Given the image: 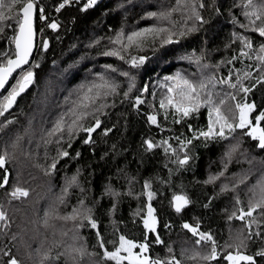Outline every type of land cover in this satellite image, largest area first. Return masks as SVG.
<instances>
[{
	"label": "trees",
	"instance_id": "trees-1",
	"mask_svg": "<svg viewBox=\"0 0 264 264\" xmlns=\"http://www.w3.org/2000/svg\"><path fill=\"white\" fill-rule=\"evenodd\" d=\"M61 1L35 0L37 7L42 6L44 19L36 7L37 49L25 68L33 63L39 67L32 69L34 82L17 98L13 108L0 117V125L13 121L6 128H0V154L8 153L4 168H0V177L5 174L9 177V184L0 189V206L7 213L9 223L3 228L0 222V264H6L9 257L3 253L9 250L20 264H116L103 258L97 232L87 221L79 226V219H62L79 208L81 200L85 208L92 210L100 238L109 251L119 246L121 235L136 244L143 243L147 235L150 242L147 255L153 259L175 257L180 264H223V255L237 252L239 246L241 253L255 257L256 264H264V256L256 255L264 250V216L259 215L264 210L253 213L260 222L261 237L252 239H247L245 221L233 216L241 208L248 210L249 200L253 199L251 190L264 177V150L257 147L258 141L246 135L250 130L237 129L226 140H193L185 150L192 159L183 167L173 163L176 157L171 152L165 153L163 147L146 150L143 143L148 139L155 143L168 140L179 150L177 137L191 139L193 132L207 131L210 119H215L214 114L210 117L207 107L185 118L168 109L165 119L160 100L166 96L165 85L172 83L165 78L177 73L198 81L202 75L227 78L231 71L235 83L237 70L241 76L251 71L252 78L243 81L251 89L247 95L219 84L214 91L219 94L215 96L217 104L221 99L226 101L221 111L230 121L238 117L236 103H254L255 109L250 114L256 124L255 117L264 111V82L257 83L261 72L255 69L257 53L245 49L250 51L251 60L246 57L232 60L239 56L241 49L234 33L250 37L253 49L264 44V38L258 33L240 27L248 24L243 14L251 11L244 7L247 0H97L88 9H84L87 0H77L56 11ZM194 3L204 23L190 19ZM200 3L204 4L203 8L198 7ZM253 3L260 6L264 0H253ZM3 11L10 18L0 21L4 29L0 32V53L14 50L12 37L17 24L11 17L18 16L19 6L11 12L7 8ZM152 12L169 15L167 19H160L159 15L149 16ZM53 22L59 25L55 30L48 26ZM154 27L168 29L178 42L164 44L167 33L155 38L147 35L134 38L136 43L121 50L123 60L119 56L104 55L121 49V45L113 43L118 33L123 32V42L127 43L126 37L131 33ZM190 28L195 30L187 32ZM181 32L186 34L181 36ZM45 40L47 49L42 46ZM141 56L146 58L144 63L133 66L131 59ZM195 57H201V64L210 67L202 72ZM230 60L232 63H228ZM125 72L128 76L122 75ZM17 75H13L0 94H6ZM101 75L119 87L115 94L102 96L86 109L94 115L83 121V127L91 126L95 118L101 120V127L91 136L93 142L84 143L87 134L82 130H76L71 140L67 131L62 137L59 133L50 137L49 131L62 114H67L65 120L71 121L69 110L79 103L88 86L101 83ZM130 83L135 86L125 97ZM229 93H234L236 99H230ZM137 96L144 101L138 106ZM101 105L104 107L100 108ZM96 108L100 111L96 112ZM153 114L157 115V124L148 120V115ZM259 127L264 128V121ZM105 129L111 131L104 135ZM237 143L240 147L229 160L225 153ZM65 150L69 156L59 157L58 153ZM180 156L183 157V152ZM54 159L58 163L53 171L50 165ZM77 171L79 186L70 187L61 203L59 197L66 179ZM221 172L223 175L217 180L205 183L210 176ZM146 181L154 193L151 201L144 188ZM225 185L229 190L222 191ZM15 186L27 188L29 196L11 199L5 193ZM108 186L119 195L106 194ZM177 193L187 195L191 201L179 213L169 204ZM148 203L155 209L156 231L162 244H156L155 233L144 228ZM230 216L233 218L229 219ZM185 223L198 225L199 232L211 234L216 242V259L201 258L209 254L211 244L197 246L198 236L183 228ZM256 230L254 225L253 231ZM71 248H83L84 254L70 252ZM194 252H199L196 259L191 258Z\"/></svg>",
	"mask_w": 264,
	"mask_h": 264
},
{
	"label": "snow or ice",
	"instance_id": "snow-or-ice-1",
	"mask_svg": "<svg viewBox=\"0 0 264 264\" xmlns=\"http://www.w3.org/2000/svg\"><path fill=\"white\" fill-rule=\"evenodd\" d=\"M73 0H62L59 6L56 8V11H60L66 5L72 3ZM97 3V0H87V3L84 5V9L91 8ZM16 6H19V14L18 16L11 17L16 20L17 28L15 31L12 40L15 44V49L10 52H2L0 53V90H5L6 86L9 84V81L13 78L14 73H18L17 78L15 79V83L11 84L10 88H7L6 94H0V117L5 116L6 113L9 112L10 109L16 104L17 98L34 82L35 73L32 70L33 68L39 67L38 64H31L29 67L25 68V65H29L30 57L33 52V16L36 10L35 0H9L6 4L5 0H0V21H6L10 17L5 14L3 9L7 8L9 12H11ZM199 8H203L204 4L200 3L198 5ZM245 9H251V11L246 10L243 14L248 20V24H241L240 27L243 29H251L253 32L258 33L261 38H264V4L260 6H256L253 3V0H247V3L244 5ZM41 13V18L44 19L42 13L43 9H39ZM191 17L190 19H194L199 23H204L203 17L200 15L197 10V5L194 3L191 6ZM159 15L160 19H167L168 13H160L157 14L155 12L149 13V16L156 17ZM236 22L235 20L233 21ZM257 22H260L259 26H257ZM52 29H57L59 25L55 22L48 25ZM3 27H0V32H3ZM195 28L187 29V32L194 31ZM167 33L166 36L163 37V43L169 44L178 42L173 40L172 33L169 32L166 28H148L141 29L139 32H133L126 37L127 43H124V34L123 32L118 33L114 44L121 45V49H114L109 52H105L104 55L111 56H119L121 60L124 59V56L120 55L121 50L127 49L133 43H136L134 38L144 37L147 35L152 36L153 38L161 36V34ZM186 32H181L180 35H185ZM233 37L235 40H239L241 43V49L238 57H233L232 60L240 59L246 57L251 60L253 57L250 54V51H256V64L255 69L261 72V76L257 80V83L264 82V44H261L258 49H253L252 40L250 37L234 33ZM43 48L47 49L48 42L43 41ZM248 49L250 51H246ZM186 59L192 60L191 57H185ZM145 57L141 56L138 59L133 57L131 59V63L133 66H137L138 64H142L145 61ZM232 60L228 61V63H232ZM195 63H197L201 71L209 68L210 66L207 64H201V57H195ZM111 68V66H107ZM115 71V69H112ZM124 76H128V73H122ZM233 73L230 71L227 78H218L214 75L204 77L201 76V79L198 81H194L184 76L181 73H177L175 76L166 77L167 81H171V84H166L167 93L165 98L160 100V109L164 111L165 119H167L168 109H172L174 113L180 114L182 118L189 117L193 113H196L200 110L201 107H207L209 109L210 117L214 114L215 119H210V123L208 125L207 131L200 130L198 133L193 132V136L191 139H180L177 137V142L180 145L179 150L172 147L168 140H162L159 143L153 142V140L148 139L143 143L146 146V150H152L157 147H163L165 153L171 152L172 155L176 157L173 163H176L178 166L183 167L189 163V160L192 159L189 156L188 151H185L189 148V145H192L193 140L203 138L205 141L208 140H226L233 133L236 132L237 129H245L250 127V131L246 133V135L250 136L253 140L258 141L257 147L261 150H264V128L259 127L261 121H264V111H261L256 117V124L252 125V121L250 120V113L255 109L254 103H236L235 108L238 110V117L234 116L232 120H229V117L224 115L221 111L222 106L225 104V100L221 99L219 104H217L215 100V96L219 95L215 93L216 86L219 85H227L233 90H239L243 92L245 95L251 91L250 88L245 87L243 85V81L252 78V72H244L241 76L239 74V70L236 73V82H232ZM101 83H92L87 87V90L83 93V95L79 98V103L74 104L73 109H70L71 112V121L68 122L65 120V115L62 114L55 124L53 128L49 131L48 135L54 136L57 133L63 136L64 132L67 131L69 140L75 134L76 130H82L88 134V139L84 140L85 144H90L93 141L91 140V134L96 131V129L101 127V120L99 118L94 119V123L92 126L83 127V121L89 116L94 115V113H89L86 109L96 103L97 99L102 96H108L111 94H115L119 85L115 82L105 78L103 75L99 77ZM134 83H130L128 87V91L124 92V96L127 97L129 93L132 91L134 87ZM254 87V86H253ZM83 89L84 86L82 85ZM147 91V88L144 89ZM228 97L232 100L236 99V95L234 93L227 94ZM144 101L137 96L135 99V104L138 106L143 104ZM104 107L101 105L100 108ZM100 108H96L95 111L99 112ZM148 120L152 124H157V115H148ZM179 123V120L175 121ZM13 123L12 120H8L6 123L0 125V128H6L7 125ZM189 130L192 131L191 125H189ZM111 129H105L104 135H107ZM227 133V134H226ZM19 140V137L17 138ZM15 147V144L13 145ZM69 147H71V143H69ZM239 144H234L229 146L227 152L225 153L226 157L230 160L232 155L238 151ZM180 152H183V157L181 158ZM77 157L80 155L77 152ZM58 156L68 157V151H60ZM8 158V153L0 154V168H4ZM58 160L54 159L50 165L51 170H55L57 167ZM225 168H227V164H225ZM7 170L5 169V173ZM79 171H77L76 175H73L71 178L66 179L65 187L61 190V196L59 197L60 202H64V196L68 194V190L70 187L79 186L78 181ZM223 172L219 173L218 176H210L205 183L214 182L222 176ZM243 182V181H241ZM9 184V177L7 174L0 177V189L5 188L6 185ZM144 188L146 191V195L148 200L154 196V193L150 191L151 184L149 182H145ZM258 189V193L257 190ZM228 186L225 185L222 188V191H227ZM253 199L255 202L253 203V199L249 200L248 210L245 212L243 208L239 210L240 214L238 217L239 220L245 221V227L248 229V237L247 239H252L253 236L261 237V232L259 231L260 222L256 216L253 215L257 210H264V177H261L257 184L253 186ZM106 194L112 196H118L119 193L113 191L111 186L106 187ZM11 199H20L22 197L29 196V190L24 187L15 186L12 188L10 192L5 193ZM258 197V198H257ZM79 208H74L73 212L70 216L62 217L65 220H80V225L83 226V222L87 221L88 225L92 229H98L97 222L93 219L91 215V209L84 207V201L81 200ZM191 201L189 200L187 195L184 194H174L172 199L169 201L170 206L175 208L176 212H180L183 208H185ZM237 204H240L239 199H237ZM155 209H153L151 203L147 205V214L143 218L144 228L151 233H155V243L162 244L159 233L156 231L157 218L154 215ZM46 216L48 213L45 214ZM260 216H264V211H260ZM233 216H236L233 213ZM233 217H229L232 219ZM0 222H3V228H7L9 226L7 213L2 210V206H0ZM253 225L256 226V231H253ZM183 228L188 229L194 236H198L195 243L197 246L201 245V243H210L211 249L207 256L201 257L203 260L209 261L217 258V248L216 242L211 236L210 233L199 232V226L193 227L192 225L185 223L183 224ZM98 243L100 247L103 249V258L106 260L115 261L116 264H122V261H128V264H180V261L175 260L173 257L171 261L168 260H160L159 258L153 259L147 255L150 247V242L148 240L147 235L145 236V240L143 243L136 244L133 241L127 240L124 236L119 237V246L115 248L114 251H109L104 243L102 238H100L99 231L97 230ZM15 239V236H13ZM243 244V241H241ZM138 248V252H133V249ZM127 253V255H121V252ZM169 253H171L172 249H168ZM70 252L84 254L83 248H71ZM3 255L8 256L6 264H20V261L11 255V251H6ZM257 256H264V250H261L256 254ZM199 257V252H194L192 259H196ZM227 260L231 261V264H240L241 261L246 262V264H256V259L254 256L242 254L239 251V246L237 247V252L235 255L229 253L226 257Z\"/></svg>",
	"mask_w": 264,
	"mask_h": 264
},
{
	"label": "water",
	"instance_id": "water-1",
	"mask_svg": "<svg viewBox=\"0 0 264 264\" xmlns=\"http://www.w3.org/2000/svg\"><path fill=\"white\" fill-rule=\"evenodd\" d=\"M35 14H36V10H35V12H34V16H33V30H34V36H33V52H32V55H31V57H30V60H31V58H32V56H33V54H34V51H35V46H36V32H35ZM14 43V42H13ZM14 49H15V44H14ZM15 74V73H14ZM13 74V75H14ZM3 90H0V93L2 92ZM249 118H251V114H250V117ZM93 134V133H92ZM92 134H91V136H92ZM86 139H88V134H87V137H86ZM178 194H181V193H178ZM245 212L247 211V210H244ZM239 214H240V212L238 213V215L236 216V217H238L239 216ZM238 219V218H237ZM239 220V219H238ZM96 232H97V230L98 229H94ZM229 253H227V254H225L224 255V259L226 260V264H230L231 263V261H229V260H227L226 259V257H227V255H228ZM233 254V253H232ZM233 255H235V254H233ZM172 260V258L171 259H169L168 261H171ZM175 260H178L177 258H175ZM179 261V260H178Z\"/></svg>",
	"mask_w": 264,
	"mask_h": 264
},
{
	"label": "bare ground",
	"instance_id": "bare-ground-1",
	"mask_svg": "<svg viewBox=\"0 0 264 264\" xmlns=\"http://www.w3.org/2000/svg\"><path fill=\"white\" fill-rule=\"evenodd\" d=\"M75 1H77V0H73V2H75ZM61 2H62V1H61ZM61 2H60V3H61ZM73 2H72V3H73ZM60 3H59V4H60ZM72 3H71V4H72ZM68 5H69V4H68ZM66 6H67V5H66ZM35 32H36V29H35ZM36 49H37V32H36V46H35L34 54H35V52H36ZM34 54H33V56H34ZM33 56H32V58H33ZM32 58H31V60H32ZM31 60H30L29 62H31ZM91 126H92V125H91ZM86 134H87V133H86ZM86 137H87V136H86ZM177 194H178V193H177ZM238 213H239V212H238ZM237 215H238V214H237ZM237 215H236V216H237ZM236 216H235V218H236ZM236 219H237V218H236ZM237 220H238V219H237ZM228 253H233V252H228ZM233 254H236V253H233ZM242 254H243V253H242Z\"/></svg>",
	"mask_w": 264,
	"mask_h": 264
},
{
	"label": "rangeland",
	"instance_id": "rangeland-1",
	"mask_svg": "<svg viewBox=\"0 0 264 264\" xmlns=\"http://www.w3.org/2000/svg\"><path fill=\"white\" fill-rule=\"evenodd\" d=\"M36 7H37V6H36ZM41 8H42V6H41V5H40V6L38 5V7H37L38 12H40L39 9H41ZM43 16H44V15H43ZM25 66H26V65H25ZM25 66H24V67H25ZM5 93H6V92H5ZM243 210H245V209H243ZM238 212H239V211H238ZM237 214H238V213H237ZM237 214H236V215H237ZM253 227H254V226H253ZM255 227H256V226H255ZM133 252H137V251H136L135 249H133ZM121 255H122V256H123V255H127V253H125V252L122 251ZM171 258H172V257H171Z\"/></svg>",
	"mask_w": 264,
	"mask_h": 264
},
{
	"label": "flooded vegetation",
	"instance_id": "flooded-vegetation-1",
	"mask_svg": "<svg viewBox=\"0 0 264 264\" xmlns=\"http://www.w3.org/2000/svg\"><path fill=\"white\" fill-rule=\"evenodd\" d=\"M250 120H251V118H250ZM252 121V120H251ZM252 125H255L253 122H252ZM248 129L250 130V127H248ZM238 213V212H237ZM254 226V225H253ZM255 230V229H254ZM231 252V251H230ZM228 253V252H227ZM226 253V254H227ZM233 253H236V252H233ZM244 254V253H243ZM225 255V254H224ZM224 255H223V264H226V260L224 259ZM173 258V257H172ZM175 258V257H174ZM169 259H171V258H168L167 260H169ZM242 263V261L240 262V264ZM231 264V263H230Z\"/></svg>",
	"mask_w": 264,
	"mask_h": 264
}]
</instances>
